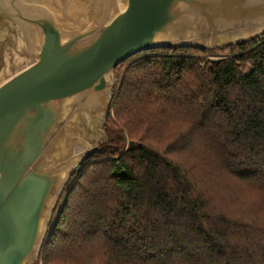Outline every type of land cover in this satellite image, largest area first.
<instances>
[{"label":"trees","instance_id":"obj_1","mask_svg":"<svg viewBox=\"0 0 264 264\" xmlns=\"http://www.w3.org/2000/svg\"><path fill=\"white\" fill-rule=\"evenodd\" d=\"M114 77L36 264H264V34L145 49Z\"/></svg>","mask_w":264,"mask_h":264},{"label":"water","instance_id":"obj_2","mask_svg":"<svg viewBox=\"0 0 264 264\" xmlns=\"http://www.w3.org/2000/svg\"><path fill=\"white\" fill-rule=\"evenodd\" d=\"M264 34V0H0V264H36L124 59ZM133 144V142L131 143Z\"/></svg>","mask_w":264,"mask_h":264},{"label":"rangeland","instance_id":"obj_3","mask_svg":"<svg viewBox=\"0 0 264 264\" xmlns=\"http://www.w3.org/2000/svg\"><path fill=\"white\" fill-rule=\"evenodd\" d=\"M115 83V82H114ZM105 135V134H104ZM196 140V139H195ZM195 142V144L197 143V141H194Z\"/></svg>","mask_w":264,"mask_h":264}]
</instances>
